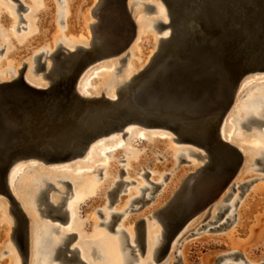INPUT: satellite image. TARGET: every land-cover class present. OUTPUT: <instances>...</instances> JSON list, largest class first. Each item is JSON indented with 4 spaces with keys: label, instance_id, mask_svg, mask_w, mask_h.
<instances>
[{
    "label": "water",
    "instance_id": "water-1",
    "mask_svg": "<svg viewBox=\"0 0 264 264\" xmlns=\"http://www.w3.org/2000/svg\"><path fill=\"white\" fill-rule=\"evenodd\" d=\"M127 1L110 0L114 16L100 50L93 53L84 48L80 57L64 55L49 87L22 80L0 83V191L19 211L8 175L21 160L71 161L103 136L115 131L125 136L132 123L164 126L219 160L217 169L210 172L215 181L211 192L199 196L197 204L190 203L188 211L175 218L174 236L198 207L213 201L242 165V152L222 139L220 130L243 81L264 74V0H162L179 29L163 49L158 66L152 65L140 85V97L148 103V97H153L159 104L154 114L128 99L89 97L78 91L87 70L100 59L122 54L135 39L137 26ZM145 5L149 11L154 7ZM254 125L262 127L264 120ZM64 184L71 186L68 181ZM51 189L57 188L51 185ZM67 197L65 192L64 201ZM140 233L144 251L146 230ZM71 253L78 264H87L76 249Z\"/></svg>",
    "mask_w": 264,
    "mask_h": 264
},
{
    "label": "bare ground",
    "instance_id": "bare-ground-1",
    "mask_svg": "<svg viewBox=\"0 0 264 264\" xmlns=\"http://www.w3.org/2000/svg\"><path fill=\"white\" fill-rule=\"evenodd\" d=\"M1 1H3V0H0V29H3V30H0V33H1L0 36H2V38L4 39V49H5L4 53L2 54V59H3L2 65H3V67H5V70H2V71H6V69L10 68L17 75V70H18L19 65L21 63V60L23 59V57L17 52L18 48L21 47V44L25 45L27 43L28 44L30 43L29 38L31 36L29 34H31V33L36 34L39 32L40 23L38 22L39 18H37V17H39L38 15L40 14L41 9H39L38 6L40 3H47L49 0H28L29 7L33 8V10H35V12L31 13L28 17V21H29L28 32L19 34L20 36H18V37L16 36V34L14 32L15 30L12 28L14 26V24L16 23L17 19H15L16 17L14 18V16L12 14H10L11 12L8 13V15L10 17H8V15H6V16L3 15L5 13V11L8 9L4 8V4H2ZM23 1L27 4V0H23ZM128 1L126 4L127 9H128ZM66 2H67L66 8H65V12H64V14H65V24H64L65 35H64V37L63 36L62 37L64 38V40H66L69 43L70 46L64 42H59L54 47V45H52V43H54L55 40L57 41V40L61 39L60 34H58V35L55 34V35L51 36V38H49V40L52 41V43H49V47H50L49 50L51 52V55H52V53H56L55 52L56 49L61 44L68 47L71 50H75L73 53L76 54V57H80L82 55V54H80V51L83 50L84 48L91 49V52H93V53L99 51L100 50V43H103V41L105 40L106 31L109 30L110 20L114 16V14H113L114 10L111 9L110 0H99L97 5L93 9L94 15L98 17V22L91 24V26L93 27V39H92L91 43H90V41L84 42L87 39L85 38V36H83L84 34L82 35V31L84 29L83 24H85L86 19H87V12H86L87 10L84 8V2L82 3L79 0H66ZM145 4L151 5V3H145ZM164 4L166 5V3H164ZM7 5H8V7L9 6L12 7L11 4L9 5L7 3ZM158 6H159V13H160L161 17L164 18L165 22L158 20L159 22L155 26L158 27L159 29H161L160 24L166 23L167 26L171 27V30L167 31L163 37H160L158 39L159 40L158 49L155 52V54L152 56L150 61H148V64H146L143 68H141L142 70L137 71L135 66H136L138 59L142 58V55H141L140 51H138V50L135 51L134 55L130 58L129 64L127 66L128 68L125 72L126 80L121 81L119 83L121 85L119 88H116V87L115 88H105V86H104V88L101 87L100 89H97L96 87L92 86V83H91V81L94 80L93 78H95V75L93 76V75L89 74L90 76H92V77H90L87 73V75L89 77L87 75L83 76L82 78H80L81 80L78 82V85H77L78 91L82 95L89 96V97L106 96V97H109L112 99H120V98L128 99V100H130V102L134 106H137V104H139L140 106L146 108L148 111L150 109H152V113L154 114V111L156 110L155 108L159 104L156 101H154L153 97H150V96L148 97V101L150 103H148V102H146V100L142 99L140 97L142 86H140V85L143 82L146 74L152 69V67H153L152 65L154 63H156L158 66L159 63L157 62V60L160 59L163 49L167 46V44L170 43V41L173 40V38H175L177 36L178 29H179L177 22L172 21L173 16H172L171 12L169 11L167 5H166V7H167L166 11H167V15L170 17V20L168 18H166L164 7H162L160 5H158ZM9 9H11V8H9ZM128 11H129V9H128ZM6 12H8V11H6ZM150 25L152 27V24H150ZM145 26H146V24H144V23L141 24V22H140V30L142 28H144ZM147 26H149V25H147ZM167 26H165V27H167ZM139 33L140 32L138 31V36H139ZM48 34H50V32L47 33V35ZM47 35L45 34V36H47ZM136 35H137V33H136ZM48 37H50V36H48ZM135 41L136 40L134 39L131 46L135 45ZM89 43H90V45H89ZM79 45H82L85 47L76 48ZM41 52L45 53L44 50L39 51V53H41ZM38 54H36L35 57ZM68 54H70V52H63V54L61 53V54H57V55L55 54L54 57L52 56L53 57L52 62H48V60H47V64H49V68H47L48 71L44 74V77L48 80L42 79L43 78V71L41 72V77L39 79H37L38 81H36V80L34 81L31 78H26V80L29 81L32 85H35L38 87H49L50 84L53 82L52 76H54V73L56 72L55 70H57L61 67L64 59H66V58H64V55H68ZM58 55H60V56H58ZM27 56L31 57V54L29 53L28 55H25V57H27ZM113 56H117V55H111L109 57H113ZM109 57H107V58H109ZM125 58H126V56H124L121 60H123ZM101 60L102 59H100L99 61H101ZM28 67L29 68L32 67L30 65V62H28ZM53 68H54V71L50 72ZM30 71L31 70L29 69L27 74H30L31 73ZM49 72H50V75L48 76ZM110 72H112V71L110 70ZM110 72H106L100 77L98 76L99 78L97 80V83L100 84V86H103L104 84L111 82L112 77L110 76ZM256 74H254V75H256ZM111 75H112V73H111ZM261 75H264V74H261ZM263 77L264 76H262L260 78H263ZM247 78L241 84V86L239 88L240 92L241 91L243 92L245 86L250 87V86H253L255 84H257V85L264 84V81H262L260 83L256 82L258 79H260L259 77L256 78L255 80H254V78L252 80H251V78H248V79ZM8 81H14V78L13 79H10V78L9 79L8 78L0 79V83L8 82ZM111 85H113V84L111 83ZM258 90L260 91L261 89L259 88ZM236 99H237V97H236ZM240 110H242L243 116L238 117V121L240 122V124L243 127L247 128V129H249V126H254V123L258 122V120H260V119L264 120V118H262V116L264 115V93H261L257 96L251 97V99L246 103V105H244V107L242 109L240 108ZM229 113H228V115H229ZM228 115H227V117H228ZM227 117H226V119H227ZM226 119L224 120L222 128L220 130V136L222 139H225L230 144L235 146V144H237V143L234 142L233 133L230 132V131H232L231 130L232 128L229 129L228 134L226 133V124H225ZM138 127L165 129V130L171 131L174 134H176L177 139L180 140L177 133H175L174 131L170 130L167 127L159 126V125L158 126H146V125H142V124L140 125L137 123H132V124L127 126L128 133L126 135H129V134L132 135L133 132L136 129H138ZM117 133H120V132L115 131L109 135L101 137L100 139L97 140L96 144H94L92 146L90 145L88 147V149L86 150L84 155L86 154L88 159H90V157L92 156V152L94 151V147L97 145L102 146L107 141H111L110 143H108V145H111L112 147L107 148L105 150H102L101 152L104 155H106L108 151L116 150V149L124 146L125 144H124V142H122V140L120 138V136H123V134L117 135ZM110 136H112V137H110ZM145 136H146V133L144 131L139 132V139H143V138H145ZM105 137H110V138L109 139H103ZM180 141H183V140H180ZM184 142L191 143L193 146L196 147V145L192 142H189V141H184ZM252 146L253 145H251V148H253L254 152L257 151V155L255 157H252V158L248 156V154L245 152V150H243L242 147L239 146V148H238L236 146L243 154V162H242V165L239 168V170L235 173L233 178L223 187V189L218 193V195L213 199V201L208 206L203 207V208L198 207L197 210H195L194 213L191 214L190 218L187 219L185 224L178 230V232L174 236L172 234H173L174 228H175L174 223H176L174 221V220H176L175 218L178 219L179 216L181 215V213L185 214L189 209L190 203L191 204L192 203L197 204L198 200H199L198 199L199 196L203 197L206 194H208V192H211L210 191V188L212 187L211 183L214 184L215 181L210 178V172L216 170L217 167L219 166V160L216 157V155H213L212 153H208L204 150H200V152H197V150L192 149L190 152L197 155L200 159L205 160V164L204 165H198V166L194 167L193 172H190L187 176L183 175L182 170L174 172L173 177H171L172 178L171 183L169 182L170 184L169 185L167 184L168 187H170V191L168 193H165V192L160 193L159 192L157 195H155V197H153V194L156 191V189H155L156 183H154V181H152V179L155 180V176L156 175L160 176L161 172H162L161 168H158V166H154L153 167L154 168L153 173H152L153 174L152 179L148 180V182L150 184H152V186L146 185V184L142 185V182L139 181L137 184H135V186L133 188V189L136 188V191H137V188H139L140 192L137 191V193L139 192V194H135V196H133L129 200H128V197L125 196L126 192H123L120 195L121 197H119L118 202L115 204V207H121L122 205H125V203L127 201L131 202L130 206L133 204L136 205L137 203H142L144 201V203L142 205L140 204V207H138L139 205H137V208H135L133 210L144 211L145 206H143V205L147 203V205H148V206L146 205L147 208L150 209V207H151V211H153L152 217L153 216L158 217L159 221L162 223V229L159 232L157 230L155 237L152 236L151 230L149 227V230H150V231H148L149 245H148V253H147L149 255V258L153 254L154 261H159L163 256L167 257L166 261L163 264H166V263L167 264H189L187 262L186 250L190 245V241L193 240L194 237H197L199 235L204 234L205 232H203V231L206 230L207 225L212 224V223L213 224L219 223V221L224 217V214L227 211V209L229 207L230 208L234 207V205L236 204V202L238 200L237 198L234 201H232L230 204L228 203L229 205L225 204L224 201L229 197V195L231 193H234L237 190L238 185H239L238 189L240 188L241 190L243 189L244 185H246L247 179L241 178V176L245 171H247V168H246L247 165L246 164L248 162H250L251 160L255 161L257 159V157L259 156V150L261 149L260 147H257L259 145L256 146V144H255V148H254V146L253 147ZM84 155H82V156H84ZM82 156H80V157H82ZM80 157H77L71 161L67 160V161L56 162V163L72 162V161H74ZM113 157L118 158L119 154L117 153ZM30 160H37V159H30ZM30 160H27V161H30ZM91 160L92 159H90V161ZM104 160L106 161V159H104ZM23 161L24 160H21L15 167H13L11 169L9 175H8V184H9V188H11V189L14 188V185L17 182L18 177L20 176L22 170H24V168H25L24 163H21ZM39 162H37V163H39ZM56 163L51 162L48 164H56ZM139 163L143 165L144 160H139ZM71 164H73V163H71ZM37 165H39V164H35L34 166H37ZM105 165H107L106 166V172H105V178H107V179L105 180V182H108L107 184L109 187L107 189V191H108L107 194H109V197H110V199L108 198V200L113 201L115 199L116 195H118L119 192L121 191V189L123 188V186H122L123 180L122 181L120 180V179H122V177L121 178L119 177V176H121L120 173H119L120 175H118V168L116 167L115 162H113V163L107 162V164L105 162ZM135 166L137 167V169L140 168V165H138V163H136ZM63 172H66V171H63ZM122 172L124 173V171H122ZM43 175L44 174H42V176L32 180L33 181L32 185H34V187L36 186L39 188L38 198L35 201V203H37L38 210L41 211L43 216L47 215V216H50L52 219L53 218L59 219L61 222L64 221L65 213H69V209H70V214H71V221L70 222H72L76 218V216H78L77 210L75 209V208H78V204H80V202H82L85 197H87L89 194L93 193L101 185L99 182L100 179L96 180L93 176L94 175L93 172H90L88 175L86 174L84 177L85 179H83L84 181L81 180L82 182L80 181L78 186L76 185L77 187L75 189V195H74L73 201L70 203V205H68L69 209H67V208L65 209V201L64 200L62 202H59V203L49 202L50 203L49 206L46 204V201H47L46 196H47V194L49 195V192L51 191V185H54V187H56V185H55V183L49 181V178L51 176H48V175L43 176ZM129 175H131V174H129ZM148 178H150V176ZM56 179H57V181L64 183V180L60 179V177H56ZM29 180L30 179H28L27 181H29ZM31 182L27 183L26 186H29L28 184H31ZM128 182L129 181L124 180L123 184L124 183L127 184ZM21 185L23 186L22 183L20 184V186ZM19 188L21 190V187H19ZM56 188H57V190H60V188H58V187H56ZM133 189L131 188V191H130L131 194H133V191H134ZM12 194H14V193H12ZM62 194L64 195V192H62ZM85 195H87V196H85ZM192 195H193V197H192ZM13 196L15 197L16 195H13ZM104 197L106 198V195L103 196L101 199L97 200L99 202L94 201L95 203H91V205H87V210H86L85 216L80 217V218H79V216L77 217V219L79 218L78 223H79V228H81L80 231L81 230L87 231V230H85L84 221L87 218H91L93 215L96 214V211H97L96 209H97V207H100V205L103 202ZM23 198L24 197H22V199ZM244 199H245V202L243 204L241 203V205L239 206L238 212L236 214L237 218L232 225L231 224L229 226L227 225V228H224L223 230H221V228H223V226H225V223H228L229 221H231V219H234L235 215L233 212H234L235 207L233 208V210L230 213L227 214V217L225 218L224 222H222L219 226L216 225V227H213V228L212 227L209 228L210 227L209 226L208 229L206 230V231H211L214 229L213 230L214 232L216 231L219 233H223L222 236L224 238L226 237L227 240L229 241L228 251L221 255L223 259H221V256L218 257L219 259H218V262L216 264H264V254L261 255L260 257H254L251 254V247L256 243L263 242V240H264V226L258 234L254 235V233H253V229H254L255 225H257V223H259L261 221L262 215L264 214V182L257 183L256 185H254L249 190V192L247 193V195L245 196ZM109 202H111V201H109ZM195 206H197V205H195ZM0 208H1V211L3 209L2 213L6 212L8 210V207L6 206V203L4 202V200H0ZM103 208H106V206ZM216 209L217 210L220 209V210L216 213L215 212ZM66 210H67V212H65ZM74 210H76V213L74 212ZM205 211H207V215L203 219V221L206 220L208 217H212V220L210 222H208V224H206L202 227L200 226V228H198V229H196V226L198 227V225H199V224H197L194 227V229H196L197 232L192 233L191 235H188L186 240L185 241L183 240L184 242H181V240L187 235V233H189V231L192 230V229L191 230L188 229V227L190 225L189 222L191 220H193L195 217L200 216ZM54 215L56 217H53ZM101 215H103V214L101 213ZM106 215L110 219L109 222L107 223V226L111 227V223L116 221L114 219L116 213L113 212L110 215H108V213H106ZM13 217H14L15 222L19 220L16 215ZM200 217H202V216H200ZM20 220H19V222L21 224L23 222V220L21 218H20ZM117 221H119V220H117ZM126 221H127V219L124 217L121 219V221L119 223V228H118L117 234L121 240V244H122L123 249H126L128 247L130 249H127L125 251L124 255L122 256L120 254L118 248L115 245L116 242H113V240L115 238L111 236L114 239L110 240L108 242V244H105L106 245L105 248L107 249V253H108V256H107L108 262H106V263H108V264H137V262H135L136 261L135 258L137 257V255L135 253L136 246L133 244L137 243V245H140L139 247L141 249V240H140L141 233H140V230L142 228H137V227H138L139 222H143L144 220L141 219L139 222L136 223V228H137L136 237L134 236V232H133L132 227L127 228V229L125 228L124 225H127ZM44 225H45V227H44ZM44 225H43V227L37 229V233H36L37 251H36V257H35L36 260H35L34 264H50L52 261H55L56 259L59 260L58 264H69L70 262L78 261L77 259L72 257L73 256L72 253L69 252L68 248H67V246H68L67 240H68L69 233L62 231L60 229L59 224L53 225L49 222H46V223H44ZM115 225H116V223L113 225V227ZM70 227H71V225L69 226V228ZM157 227H155V228L153 227L154 228L152 230L153 233L155 232L154 230H156ZM9 228L10 227H8V230H9ZM92 228H93V231L90 229L89 230L92 231V233L95 232L97 234V237H98V235L99 236L102 235V237H104L103 234L105 231L103 232V234L101 233L104 230V227L100 228L98 226L96 220L94 221V225ZM151 229H152V227H151ZM53 232L62 233L63 235L60 236L59 238H56L53 235ZM81 233L89 234L87 232H81ZM92 233H90V235H92ZM146 234H147V231H146ZM124 235L129 236L131 238V240L128 241ZM171 236H173V237H171ZM170 238H172V239H170ZM102 239H104V238H102ZM187 239H189L190 241ZM169 240H170V242H169ZM168 242H169V244H168ZM105 243H107V241ZM107 245L109 246L108 248H107ZM103 246L101 245V247H103ZM73 248H76L79 250V248L77 246H75ZM105 248H104V250H106ZM101 250H100V252L102 253ZM0 252H1V250H0ZM79 252H80V250H79ZM87 255H91V253L90 254L87 253ZM85 257L86 256H84L83 258H85ZM86 259H87V257H86ZM142 263H143V261L141 263H138V264H142ZM4 264H20V260L17 256L16 252L12 249V247L10 248V252L7 254V259L5 260ZM148 264H153L152 259L151 260L149 259Z\"/></svg>",
    "mask_w": 264,
    "mask_h": 264
},
{
    "label": "rangeland",
    "instance_id": "rangeland-1",
    "mask_svg": "<svg viewBox=\"0 0 264 264\" xmlns=\"http://www.w3.org/2000/svg\"><path fill=\"white\" fill-rule=\"evenodd\" d=\"M21 1L24 3V5L27 6V10L21 9L20 12H18L19 4L17 0L1 1L2 4H4V8L8 9L6 10L8 12L5 11L6 14L4 13L3 15L6 16L8 15V13L11 12L10 14H12L14 18L16 17L15 19H17L16 23L12 27L15 30L14 32L17 37L20 36L19 34L28 32V26H29L28 17L31 13L35 12L33 8L29 7L28 0H27V4L23 0ZM79 1L82 3L84 2V8L87 10L86 11L87 19H86L85 24H83L84 29L82 31V35L84 34L83 36H85V38L87 39L84 42L90 41L91 43L93 39V27L91 26V24L98 22V17L94 15L93 9L97 5L99 0H79ZM7 3L9 5L11 4L12 7L11 6L8 7ZM66 3H67L66 0H49L47 3H40L38 8L41 10H40V14L38 15L39 17H37L39 18L38 22L40 23L39 32L36 34L34 33L29 34L31 36L29 38L30 43L29 44L27 43L25 45L21 44V47L18 48L17 52L23 57L19 65V69L20 67H22L24 63L30 62V65L32 67L29 68L27 66L26 70L28 72L30 69L31 73L27 74V76L32 77L34 81L41 77V73L37 76L36 79H34L32 76L35 70V67H36L35 59H34L36 58L35 55L38 54L39 51L41 50H44L45 53H47L48 55H51V52L49 50L50 48L49 43H52V41H50L49 38H51V36L55 34L56 35L60 34L61 39L57 41L55 40L54 43H52V45H54L55 47L56 44L59 42H64L67 45H69V43L63 38L65 35V31H64L65 14L64 12L66 8ZM145 3L153 4L154 5L153 9L151 11H148ZM158 5L164 7L166 18L170 20V17L167 15V11H166L167 7L163 3L162 0H129L128 9L131 13V16L134 22L137 25V28H136L137 37H135V40H136L135 45L134 46L130 45L129 48L126 51H124L122 54L109 57V58H105V59H102L101 61H98L97 64L93 66L92 68H90L89 70H87L82 75V77L87 75V73L88 75L89 74L93 76L95 75V78H93L94 80L91 81V83H92V86L96 87L97 89H100L101 87L104 88V86L105 88H115V87L119 88L121 86L119 83L121 81L126 80L125 72L128 68L127 66L129 64L130 58L134 55L135 51L137 50L141 52L142 58L138 59L135 67L137 71L142 70L141 68H143L146 64H148V61H150L152 56L157 51L158 46H159L158 39L160 37H163L167 31L171 30V27L169 26L163 27L161 29L155 26L159 22L158 20L165 22L164 18L161 17L159 13ZM20 14H23V16L26 18V22H20V18H19ZM8 17L10 16L8 15ZM140 22L141 24L142 23L146 24V26L142 28L141 30H140ZM150 24H152V27ZM23 26L26 28L18 30V27H23ZM0 30H3V29H0ZM138 31L140 32L139 36H138ZM49 32L50 34L47 35V33ZM45 34L47 36H45ZM1 48L4 49V39L2 38V36H0V49ZM29 53L31 54V57L33 56L32 58L29 56L25 57V55H28ZM124 56H126V61L122 62L121 59ZM52 60H53V57L48 58V62H52ZM0 62H1V54H0ZM120 67H122V69H120ZM47 68H49V64H46V68L43 70V78H42L43 80H48L44 77V74L48 71ZM110 70L112 72H110ZM106 72H110V76L112 77L111 82L104 84L103 86H100V84L97 83V80L100 76H102ZM262 76L264 75L256 74L248 78H251V80L254 78L255 80L256 78L258 77L260 78ZM262 81H264V77L258 79L256 82L260 83ZM111 83L113 85H111ZM247 87L248 86H245L246 89L244 88L243 92L241 91L243 94L240 91L238 92L237 99L226 119L225 124H226L227 134L229 132V129L232 128L231 129L232 131L230 132L233 133V140L235 143H237L235 144V146H237L238 148L239 146L242 147L243 150H245V152L248 154V156L252 158L257 155V151L254 152L253 148H251V145H253L255 148V144H256V146L259 145L257 147L264 149V132H263L264 125L262 127H258L254 125L251 127V129H247L240 124V122L238 121V117L243 116L242 110H240V108L242 109L244 105H246V103L251 99V97L264 93V84L262 85L255 84L248 88ZM259 88L261 89L260 91L258 90ZM262 118H264V115L262 116ZM140 131L142 132L144 131L146 133L145 138L139 139ZM117 135H122V133L121 132L117 133ZM110 137H105L103 139H109ZM173 137H177L176 134H174L171 131L165 130V129L138 127V129H136L132 135L129 134L125 136H120L122 142H124L125 145L116 150L108 151L106 155L102 154L101 151L107 148H111L112 146L108 145V143H110L111 141L105 142L104 145L102 146H98V145L95 146L94 151L92 152V156L90 157V159H92L91 161L90 159H88L87 155L85 154L84 156L72 162H65V163L44 164L37 160H30V161L24 160L23 162H21V163H24L25 168L24 170H22L20 176L17 179V182L14 185L15 189L14 188L12 189L10 188V189H11V192L14 193L13 195H16L15 197L17 201H19L23 209L27 212V215L29 217V222L31 225V229L33 228L35 224V227H34V243H35L34 259L36 257V251H37L36 237H35L37 233V229L43 227L44 223L49 222L53 225L59 224L60 229L69 234L77 233V237L73 239L71 243V247L73 248L77 246L80 250L79 255L81 257L82 256L87 257V259L86 257L85 258L82 257V259H84L86 262L90 264H108L106 263L108 262L107 261L108 253H107V249L105 248L106 246L105 244H108L110 240H113L115 238L114 239L115 241L113 240V242H116L115 245L118 248L122 256L124 255L127 249H130L129 247L126 249H123L121 240L117 234L119 223L121 219L124 217L127 219L126 221L127 225H124L125 228L127 229V228L132 227L135 237L137 235V228H144L147 231V234L144 238L145 240L144 251L140 249L139 247L140 245H137V243L133 244L136 246L135 253L137 257L135 258L136 260L135 262H137L138 264L143 261L142 264H148L149 259L150 260L152 259L153 264H163L166 261L167 257L163 256L159 261H154L153 254L150 258H149V255L147 254L148 245H149L148 231L151 230L152 236L155 237L157 230L159 232L162 229V223L159 221L158 217L156 216L152 217L153 211H151V207L150 209L147 208L148 205L146 203L143 205L145 206L144 211L133 210L137 208V205H139L138 207H140V204L142 205L144 201L142 203H137L136 205L133 204L131 206H130L131 204L130 201L129 202L127 201L125 205H122L121 207H115V204L118 202V199L119 197H121L120 195L123 192H126L125 196L128 197V200L132 198L133 196H135V194H139L140 192L139 188H137V191H139L138 193L136 191V188L133 189L135 184H137L139 181L142 182V185L146 184V185L152 186V184H150L148 180L152 179V176H153L152 173H153L154 166H158V168H161L162 172L160 176L158 175L155 176V180L152 179V181L156 183V186H155L156 191L154 192L153 197H155V195H157L159 192L168 193L170 191V187H168V185L171 183V180H172L171 177H173L174 172L182 170L183 175L187 176L190 172H193L194 167L205 164V160L200 159L197 155L191 153L188 148H191L193 150H199V151L200 149L193 146L191 143H186L184 141H181V142L173 141L172 139ZM96 142L97 141L92 143L91 146L96 144ZM183 148H186V149H183ZM117 153L119 154V157L118 158L113 157ZM180 154L183 155L181 158L179 157ZM104 159H106V161ZM184 159L185 161H183ZM139 160H144V164L143 165L140 164ZM105 162L106 164L107 162L109 163L115 162L116 167L118 168V175L121 174V176L119 177L120 178L122 177V179L120 180L129 181L127 184L126 183L123 184V181H122V186L124 189L122 188L119 194L116 195L114 199L115 201L108 200V198L110 199V197H109V194H107L108 193L107 189L109 187L107 184L108 182H105V180L107 179L105 178V172H106V166H107L105 165ZM136 163L140 165L139 169H137V167L135 166ZM35 164H39V165L34 166ZM246 165H247L246 166L247 171H245L242 174L241 178H246L248 182L255 178H258V179L263 178V179H260L259 181H257L256 183L252 185H245L244 189H242L243 191L240 188L238 189L239 187L238 185L237 190L235 191L236 193L235 192L231 193L229 197L224 201L225 204H228V203L230 204L236 198L238 199L236 204L234 205L235 207L234 212H233L235 215L234 219H231V221L228 222L229 224L225 223V226H223V228L220 227L221 230H223L224 228H227V225L228 226L230 224L232 225L235 222L237 218L236 214L238 212L239 206L241 205V203L243 204L245 202L244 198L249 192V190L257 183L264 182V170H257V168H261L263 166L261 163L256 164L254 160H251ZM63 171H66V172H63ZM89 171L93 172L94 174L93 176L96 180L100 179L99 182L101 185L93 193L89 194L88 196L85 195L87 196L85 197L86 199L84 198V200L80 202V204H78V208H75L77 210V215L79 216V218L86 215L87 205H91V203H95L97 200L101 199L105 195H106V198L104 197L103 202L100 205V207H97L96 209L97 211L95 214L96 216L93 215L91 218H87L84 221L85 230L87 231H82V230L80 231L81 228H79V223H78L79 218L77 219L78 216H76V218L72 222H70L71 214H70V209L68 205H70V203L73 201L76 187L78 186L81 180L84 181L83 179H85L84 177L86 174L88 175L90 173ZM122 171H124V173ZM42 174H44L43 176H46V175L51 176L49 178V181L55 183L56 187L60 188V190L51 189L48 195L49 202H54V203L62 202L64 200V195L62 194V192L64 193L68 192V197L65 200V209L66 208L69 209V213H65V219L63 222H61L59 219H52L50 216H47V215L43 216L41 211L38 210V205L37 203H35V201L38 198L39 188L36 186L34 187V185H32L33 183L32 180L42 176ZM149 176L150 178H148ZM56 177H60V179L70 182L71 186H67L63 182L57 181ZM28 179L30 180L27 181ZM30 182L31 184H28L29 186H26L27 183H30ZM21 183L23 184V186L22 185L20 186ZM19 187H21V190ZM131 188L134 190L133 194L130 193ZM22 197L24 198L22 199ZM0 200H4V202L6 203V206L8 207V210L3 213H2L3 209L1 211V208H0V250H1L0 254H3V250L5 248L8 250L10 249V247H7L6 244L9 243L10 241V235L12 232L11 230H12L13 224H12V219L8 218V213L10 212L9 211L10 203L5 193L0 192ZM109 201H111L112 203ZM105 206L106 208H103ZM234 207H231V208L229 207L227 209V211L224 214V217L219 221V223L217 224L212 223V224L207 225L206 230L208 229L209 226H210L209 228L211 227L213 228V227H216V225L219 226L222 222H224L225 218L227 217V214L230 213ZM76 210H74L75 213H76ZM219 210L220 209L218 210L216 209L215 212L217 213ZM113 212L116 213L114 217L116 221L112 222L113 224L111 223V227H108L107 223L109 222L110 219L108 218L106 213L110 215ZM101 213L103 215H101ZM202 214L200 215L202 217L200 216L195 217L196 219L194 218L193 220L189 222L190 225L188 229L190 230L192 229V230L189 231V233H187V235L181 240V242H184L188 235H191L192 233L197 232L196 229L200 228V226L202 227L208 224V222L212 220V217H208L206 220L203 221V219L207 215V211H205ZM141 219H143L144 222H139ZM95 220L100 228L104 227V230L101 232L103 234V232L105 231L103 234L104 237H102V235H100L101 237L99 235L97 237V234L95 232L92 233L93 231L92 227L94 225ZM137 222H139V224H138V227L136 228ZM115 223L116 225L113 227ZM197 224H199L198 227L196 226ZM70 225L71 227L69 228ZM195 226H196V229H194ZM263 226H264V214L262 215L261 221L257 223V225H255L253 229L254 235L258 234L260 230L263 228ZM8 227H10L9 230H8ZM149 227H150V230H149ZM153 227L158 228L154 230L155 231L154 233L152 232V230L154 229ZM89 229L92 231H90ZM206 230L203 231L205 232L204 234L194 237L193 240L191 241L187 239L190 241V245L186 250L187 262L189 264H216L219 259L218 257H220L222 254L228 251L229 241L227 240L226 237L224 238L222 236L223 233H219L216 231L214 232L213 231L214 229L211 231H206ZM81 232H87L89 234L81 233ZM90 233H92V235H90ZM53 235L56 238H59L63 234L53 232ZM111 236L114 238H112ZM125 238L128 241L131 240L129 236H125ZM140 240L142 241L141 237H140ZM106 241L107 243H105ZM101 245L102 246L104 245L103 247L106 250H104V248L101 247ZM108 247L109 246L107 245V248ZM99 249L100 250L102 249L101 250L102 253L100 252ZM87 253L88 254L91 253V255H87ZM251 254L254 257H260L261 255L264 254V240L263 242L256 243L251 247ZM2 258L3 259L0 261V264H4L5 260L7 259V255H3ZM221 259H223L222 256H221ZM58 263H59V260H55V261H52L50 264H58ZM69 264H78V261L70 262Z\"/></svg>",
    "mask_w": 264,
    "mask_h": 264
},
{
    "label": "flooded vegetation",
    "instance_id": "flooded-vegetation-1",
    "mask_svg": "<svg viewBox=\"0 0 264 264\" xmlns=\"http://www.w3.org/2000/svg\"><path fill=\"white\" fill-rule=\"evenodd\" d=\"M18 1V12L21 11V9H25L27 10V6L24 5V3L21 0H17ZM20 18V22H26V18L23 16V14L19 15ZM26 27H18V30L24 29ZM78 47H85L82 45L77 46ZM5 49H0V54H1V62H0V79H5V78H10L14 80H22L25 82L30 83L29 81L26 80V78H31L27 76V66L28 63H24L22 65V67H20V69L18 68L17 70V75L15 74V72L8 68L6 69V71H2L5 70V67H3V59H2V54L4 53ZM75 50H71L68 47L64 46V45H59V47L56 49V53H52V55H48L47 53L41 52L39 53L36 58H35V70L33 72V78L36 79L37 76L46 68V64H47V60L49 57H54L55 54H61L63 52H70L73 53ZM126 58L122 60V62H125ZM120 69H122V67H120ZM12 77V78H11ZM33 80V79H32ZM38 81V80H36ZM31 84V83H30ZM243 94V93H242ZM165 139V138H163ZM170 139V138H169ZM173 141H177V142H181L179 139H177V137H173L172 138ZM186 149V148H183ZM190 151L192 150L191 148H188ZM197 152H200L199 150H197ZM183 155L180 154L179 157L181 158ZM185 161V159L183 160ZM256 164H262L263 166L261 168H257V170H264V149H260L259 150V156L257 157V159L254 161ZM263 179V178H260ZM260 179L255 178L252 179L251 181H247L246 185H252L254 183H256L257 181H259ZM245 186V185H244ZM244 189V187H243ZM8 199V198H7ZM16 199V198H15ZM17 200V199H16ZM9 203H10V207H9V213H8V218L12 219V232L10 235V241L9 243L6 244L7 247H12V249L16 252L19 260H20V264H34L35 260L34 259V255H35V243H34V227L35 224L33 226V228L31 229V225L29 222V217L27 215V212L23 209V207L21 206V204L18 202V207H19V211H17L11 204L10 200L8 199ZM17 216L18 219L20 220V218L23 220V222L20 224L19 220L18 221H14L13 216ZM54 219V218H53ZM14 221V222H13ZM21 221V220H20ZM56 225V224H55ZM75 234V237H77V233H71L69 235H73ZM12 236V237H11ZM36 237V236H35ZM74 237V238H75ZM73 236L72 238L68 237L67 240V248L69 252L75 251L76 248H72L71 247V243L73 241ZM5 246V247H6ZM77 250V256L79 257V259L83 260L85 263L90 264L88 262H86L84 259H82V257H80V252L78 249ZM10 252V249H4L3 250V255H7ZM2 256H0V261L3 259ZM53 260V259H52ZM57 260V259H56Z\"/></svg>",
    "mask_w": 264,
    "mask_h": 264
}]
</instances>
